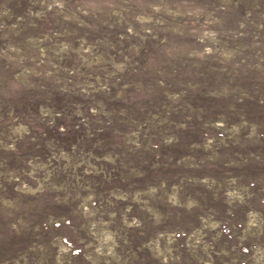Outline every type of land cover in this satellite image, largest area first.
Wrapping results in <instances>:
<instances>
[{"label":"rangeland","instance_id":"obj_1","mask_svg":"<svg viewBox=\"0 0 264 264\" xmlns=\"http://www.w3.org/2000/svg\"><path fill=\"white\" fill-rule=\"evenodd\" d=\"M0 264H264V0H0Z\"/></svg>","mask_w":264,"mask_h":264}]
</instances>
